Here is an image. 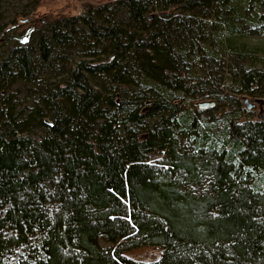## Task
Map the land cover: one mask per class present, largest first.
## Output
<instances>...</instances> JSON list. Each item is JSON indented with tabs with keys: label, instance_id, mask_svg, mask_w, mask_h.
<instances>
[{
	"label": "trees",
	"instance_id": "obj_1",
	"mask_svg": "<svg viewBox=\"0 0 264 264\" xmlns=\"http://www.w3.org/2000/svg\"><path fill=\"white\" fill-rule=\"evenodd\" d=\"M37 5L0 12V264H264V0Z\"/></svg>",
	"mask_w": 264,
	"mask_h": 264
},
{
	"label": "rangeland",
	"instance_id": "obj_2",
	"mask_svg": "<svg viewBox=\"0 0 264 264\" xmlns=\"http://www.w3.org/2000/svg\"><path fill=\"white\" fill-rule=\"evenodd\" d=\"M104 1L108 0H0V12H3L2 21L5 22V24L7 23V27H9L12 24L11 20L14 16H16L17 18L19 17L21 21L25 23V21L28 19H25L24 17H26L27 14L32 10L36 2L38 3V5L33 15L35 14L36 16L40 17L45 13L50 15L62 13L76 14L81 12L83 6H85V4L87 3L97 4ZM19 28L12 29L9 35H5L6 41L4 42V45L0 46V55L6 50V48L16 43V36L18 35L16 31L19 30ZM239 28V31H237V34H235V37L237 38L235 49L237 52L241 51V56L238 55L241 63L250 66V64L253 62H256L258 64L264 62V33L253 34V31H249L246 33L248 29L244 30L243 24H241ZM213 35L216 36L214 37V40H217V34L214 33ZM0 42H3V40ZM247 95L248 94L246 93L241 95L242 101L244 102L245 106L246 103L244 101V98L248 97ZM257 98H262L263 103L260 104L257 101ZM248 99L251 102H255L254 106L251 108H248L246 106L248 109L252 110L253 116H256L259 113L264 116V96L256 98H252L250 96V98L248 97ZM18 101L20 102V106L26 108L31 104V101L28 99L26 93H20L18 95ZM201 178H203V175ZM188 187H191V189L194 191H202L206 189V178H204V180L199 184L189 183ZM99 242L102 245L109 244V242L105 241L104 239H99ZM127 253L134 258L148 260L156 258L159 255V250L154 246H145L130 249Z\"/></svg>",
	"mask_w": 264,
	"mask_h": 264
},
{
	"label": "water",
	"instance_id": "obj_3",
	"mask_svg": "<svg viewBox=\"0 0 264 264\" xmlns=\"http://www.w3.org/2000/svg\"><path fill=\"white\" fill-rule=\"evenodd\" d=\"M244 101H245L246 106H247L248 108L253 107L254 104H255V102H251V101H249L248 97H245V98H244ZM257 101H258L260 104L263 103V99H262V98H257ZM258 115H259V117H262L261 113H259Z\"/></svg>",
	"mask_w": 264,
	"mask_h": 264
}]
</instances>
